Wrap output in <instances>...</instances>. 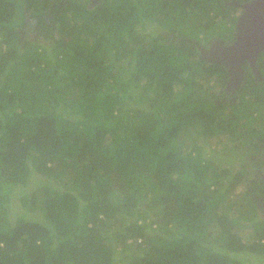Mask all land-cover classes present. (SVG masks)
<instances>
[{
	"label": "trees",
	"instance_id": "1",
	"mask_svg": "<svg viewBox=\"0 0 264 264\" xmlns=\"http://www.w3.org/2000/svg\"><path fill=\"white\" fill-rule=\"evenodd\" d=\"M91 1L0 0V264L261 263L264 87L196 52L236 7Z\"/></svg>",
	"mask_w": 264,
	"mask_h": 264
},
{
	"label": "flooded vegetation",
	"instance_id": "2",
	"mask_svg": "<svg viewBox=\"0 0 264 264\" xmlns=\"http://www.w3.org/2000/svg\"><path fill=\"white\" fill-rule=\"evenodd\" d=\"M249 0H228L227 3L232 4L233 6L236 7V9L233 11L232 14V21L230 23V25H233V29L230 32H225V36L221 35V36H216L214 38H212L209 42H205V43H197L196 44V52L200 55H206L204 56L205 58H207L208 60H210L211 57H216L217 55V51L219 54L224 55L226 53V50H229V46L233 45V43L238 39L239 37V32L241 31V26H240V22L244 21L243 19L246 18V7H244L241 3L246 2ZM262 18H260L259 16H255L252 18H249L248 20H246V22L248 23V30H252L257 27L255 26V24H260L263 23V21L261 20ZM253 33H249L248 34V38L249 41L247 42H243L245 45H249V46H253L255 44H258L260 42V38L262 37V35H260V33L258 32H254ZM215 40H220L221 44L219 43L216 47H214V49H212L211 53L207 54L206 52H204L202 50L203 46L205 45H210L213 46V44H216ZM219 45L222 46L219 48ZM211 49V48H210ZM259 49V48H258ZM216 51V52H215ZM230 51V50H229ZM228 51V52H229ZM254 50L251 48H244L240 51V54H236L237 57H239L240 55L243 56V60H242V69L244 71V78L241 81L239 87L234 86H230L229 82H230V77H231V72L229 70L228 67H226L227 72H228V78L227 81L225 83V85H219V89L217 91V93H220V99L221 101L224 102H237L241 96H243L244 94H246L247 97H250L253 93L257 94L260 92V90L264 87V47H261V49L258 51L256 57L254 55ZM235 53H231L230 55L234 57ZM234 60V59H233ZM213 62H218L215 60H210ZM236 61V59H235ZM234 61V62H235ZM224 65V64H223ZM225 66V65H224ZM235 68H233V70L235 71L236 74H239V68L234 66ZM256 113H259L258 111H256ZM262 144V143H260ZM261 148L259 149L258 152H262L260 151ZM264 157V156H263ZM264 171V168H263ZM264 175V172H263Z\"/></svg>",
	"mask_w": 264,
	"mask_h": 264
},
{
	"label": "water",
	"instance_id": "3",
	"mask_svg": "<svg viewBox=\"0 0 264 264\" xmlns=\"http://www.w3.org/2000/svg\"><path fill=\"white\" fill-rule=\"evenodd\" d=\"M241 4L244 7H246V13H245L246 18L243 19L244 21L240 22L241 31L239 32L238 39L233 43V45H230L228 47L230 51L226 50V53L224 55L219 54L218 51L217 52L215 51L217 53L216 57L213 56L210 58V60L222 62L226 67L229 68L231 72L229 84L230 86L235 85L236 87H239L241 81L244 78V71L241 68L243 56L240 55L239 57H237L236 54H240V51L244 48H251L255 51L254 55L256 57L261 47H264V0H249L244 3L242 2ZM255 16H259L260 18H262L261 20L263 21V23L260 22V24H255V26L257 27L255 28V30L254 29L252 30H254L255 33L259 32L260 35H262V37L260 38V42L258 44H255L253 46L245 45L243 42L249 41L248 34L253 33L252 30L250 31L248 30V26H247L248 23L246 22V20H248L249 18L255 17ZM215 42L216 44L212 43L213 46H210V45L203 46L202 50L206 52L207 54L211 53L214 47H216L219 43L221 44L220 40H215ZM220 47L222 46L219 45V48ZM231 53H235L233 54L234 57L230 55ZM203 56H206V55H203ZM234 66L239 68V71H240L239 74H236L235 71L233 70V68H235Z\"/></svg>",
	"mask_w": 264,
	"mask_h": 264
},
{
	"label": "rangeland",
	"instance_id": "4",
	"mask_svg": "<svg viewBox=\"0 0 264 264\" xmlns=\"http://www.w3.org/2000/svg\"><path fill=\"white\" fill-rule=\"evenodd\" d=\"M96 2H97V0H96ZM91 3V5H93V3H95V0H93V1H91L90 2ZM159 27H161V25L158 23V22H155V23H151L149 26H148V29H153V28H159ZM213 82V81H212ZM264 91V90H263ZM207 146V150L209 151V150H211L210 152L212 153V151L214 152L215 150H214V147H215V149H217V150H219L221 147H222V145H221V143H218V144H215V145H210V144H208V145H206ZM261 150L260 151H262V152H258L257 151V153H255V154H253V156L252 157H254V158H261V157H263L264 156V143L262 142V144H261ZM233 167L235 168L236 167V163H234L233 164ZM249 167H251L252 168V166H249ZM258 167V168H257ZM257 167H254L253 166V169H251L252 170V172H253V170H255V169H258V172L260 173V172H264L263 171V168H264V164L263 165H258ZM247 183H249L248 181H247ZM237 191V190H236ZM257 205H258V210L260 211V213H261V215L262 216H264V202H257ZM257 255H254L253 254V256H251L250 257V259L251 260H257V257H256ZM248 257V256H247ZM247 257H243V258H247ZM259 258V257H258ZM259 264H264V260L263 261H261V263H259Z\"/></svg>",
	"mask_w": 264,
	"mask_h": 264
}]
</instances>
